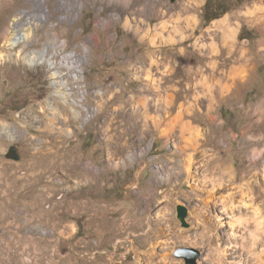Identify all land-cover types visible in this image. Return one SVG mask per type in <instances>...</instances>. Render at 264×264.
I'll return each mask as SVG.
<instances>
[{"label":"rangeland","instance_id":"374dc122","mask_svg":"<svg viewBox=\"0 0 264 264\" xmlns=\"http://www.w3.org/2000/svg\"><path fill=\"white\" fill-rule=\"evenodd\" d=\"M256 1L205 0L197 34ZM116 11L108 0H0V53L10 56L0 64V264H191L192 257V264H209L204 232L217 230L227 247L236 236L239 247L250 245L254 230L264 231L260 24L241 20L236 34L238 45L254 53V83L215 105L214 120H207L205 104L192 118L185 115L201 132L188 148L194 159L188 177L178 151L189 130L170 124L176 146L174 138L164 144L159 131L144 129V103L156 90L137 79L136 56L152 47L122 20L111 24ZM17 20L35 35L8 47ZM194 40L162 46L176 69L161 91L177 96L171 123L187 82L176 63L181 47L193 61L209 60ZM44 49L53 64L32 65L34 52ZM73 51L83 56L76 80L65 62ZM13 146L19 160L7 156ZM174 166L169 182L158 178ZM179 204L188 209L189 227L177 217Z\"/></svg>","mask_w":264,"mask_h":264},{"label":"bare ground","instance_id":"6f19581e","mask_svg":"<svg viewBox=\"0 0 264 264\" xmlns=\"http://www.w3.org/2000/svg\"><path fill=\"white\" fill-rule=\"evenodd\" d=\"M37 2L45 4L47 0H37ZM108 2L114 5L115 10L119 11V13L116 11L113 14L114 18L112 17L110 23L113 24L114 20H122L124 25L132 29L141 41L148 40L152 47L144 55L136 56V60L141 63L136 74L137 79L143 80L145 86L150 90H156V94H151L148 97L150 99L144 103L143 113L145 119H142L144 129L147 130V126H151L159 131L164 144H169L170 140L174 138V145L176 146L178 142H176L175 132L170 128V124L180 125L183 131L189 130L188 132L191 134L190 138L188 137L189 142L183 145L182 150L178 151L184 153L179 158L178 167L182 166V174L189 177L194 159L192 154L188 153V148H192V145L198 143L201 132L197 126L192 125L191 121L184 122L185 115L192 118L195 109L202 110V106L205 104L204 111L207 113V120H214L215 105L238 98L247 85L254 83L253 79L257 70L254 53L249 48L238 45L236 34L241 20L259 23L263 36L260 43L264 47V0H258L245 7V9L213 21L211 25L202 28L199 34L197 32L202 20L197 11L205 0H176L174 3H170L169 0H108ZM139 4L140 7H138ZM152 18H156L158 22L152 24ZM24 25L19 20L16 21L15 32H13V35L11 33L12 36L9 39L7 38L6 45L8 47H16L35 35L32 28H24ZM191 37H195L193 43L195 51L201 58H209V60L206 63L193 61V56L187 55L184 47H181V53L176 58V63L181 64L187 71V82L185 83L184 99L179 104L178 115L175 118L172 117L174 120L172 119L173 122L171 123L168 119L172 114L173 106L176 104L177 96L165 92L166 90L161 91L164 90L166 77L173 75L176 69L168 66L172 65L173 58L161 52L165 50L162 46L175 45ZM61 46L59 45L58 48L63 51ZM48 54V49L34 52L30 63L32 65L44 62L53 64L51 59L49 60L47 57ZM7 56V54L0 53V64L10 58V56ZM82 59L83 56L76 51L70 53L66 58L65 62L68 64V71H70L72 79H78L76 76L83 72ZM175 91L177 92V90ZM73 101L77 104V101L81 100L73 99ZM75 113L78 115L80 112ZM261 118L263 117L261 116ZM175 130L177 129L174 128ZM136 156L133 154L130 159H135ZM174 167L163 170L158 178L163 180V177L167 175L169 178L167 182H169L171 176L175 174L173 169H179L176 166ZM177 177L179 176L176 175L172 178ZM216 234L217 230L212 235L204 232L201 236L202 243L206 246L209 245L212 249V252L210 251V254L206 257L209 264H264V249L262 247V251H259L256 248L257 243L264 239V231L254 230L253 233L247 236L250 245L239 247L234 242L235 239H232L236 236L227 238L226 244L230 245V247H227L222 238L217 237ZM179 238H177V241ZM240 251H243V254Z\"/></svg>","mask_w":264,"mask_h":264},{"label":"water","instance_id":"95a60500","mask_svg":"<svg viewBox=\"0 0 264 264\" xmlns=\"http://www.w3.org/2000/svg\"><path fill=\"white\" fill-rule=\"evenodd\" d=\"M9 158H13L16 160L20 159V155L17 151V148L13 146L10 149V152L7 155ZM187 216H188V209L185 205L179 204L177 205V217L181 221L183 227H189V223L187 222ZM194 257L190 258V263L192 264L194 262Z\"/></svg>","mask_w":264,"mask_h":264},{"label":"trees","instance_id":"16d2710c","mask_svg":"<svg viewBox=\"0 0 264 264\" xmlns=\"http://www.w3.org/2000/svg\"><path fill=\"white\" fill-rule=\"evenodd\" d=\"M209 20H212L211 18H208Z\"/></svg>","mask_w":264,"mask_h":264}]
</instances>
